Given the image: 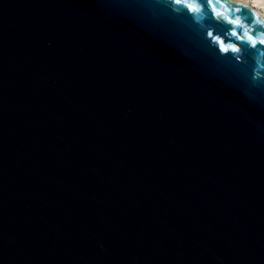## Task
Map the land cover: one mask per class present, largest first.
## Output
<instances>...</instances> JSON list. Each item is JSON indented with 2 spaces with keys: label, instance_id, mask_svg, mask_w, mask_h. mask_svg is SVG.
Here are the masks:
<instances>
[{
  "label": "water",
  "instance_id": "1",
  "mask_svg": "<svg viewBox=\"0 0 264 264\" xmlns=\"http://www.w3.org/2000/svg\"><path fill=\"white\" fill-rule=\"evenodd\" d=\"M243 8L0 0V264H264V21Z\"/></svg>",
  "mask_w": 264,
  "mask_h": 264
},
{
  "label": "bare ground",
  "instance_id": "2",
  "mask_svg": "<svg viewBox=\"0 0 264 264\" xmlns=\"http://www.w3.org/2000/svg\"><path fill=\"white\" fill-rule=\"evenodd\" d=\"M243 3L251 13L264 21V0H238Z\"/></svg>",
  "mask_w": 264,
  "mask_h": 264
},
{
  "label": "snow or ice",
  "instance_id": "3",
  "mask_svg": "<svg viewBox=\"0 0 264 264\" xmlns=\"http://www.w3.org/2000/svg\"><path fill=\"white\" fill-rule=\"evenodd\" d=\"M176 2H177V3H180V2H182V0H176ZM213 6H215V5H213ZM187 7H189V8H193V5L188 4ZM193 10H194V11H199V9H196V8H193ZM241 11L245 12V13L248 14L249 16L252 15L251 10H249V9L243 8V9H241ZM217 14H218V15H223V13H217ZM229 19H230V22L237 23V24L239 23L238 21H233V20H231V18H229ZM245 35L247 36L248 33H245ZM249 39H251L250 36H249ZM220 43H221V45L223 46V41H221ZM255 43H256V41H253V44H255ZM260 43H261V44H264V40H261ZM227 50H228V49L226 48L225 51H227ZM233 50L235 51L236 49H233ZM237 59H239V57H237Z\"/></svg>",
  "mask_w": 264,
  "mask_h": 264
}]
</instances>
